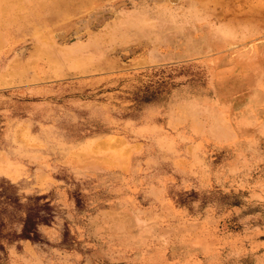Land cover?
<instances>
[{
    "label": "rangeland",
    "instance_id": "1",
    "mask_svg": "<svg viewBox=\"0 0 264 264\" xmlns=\"http://www.w3.org/2000/svg\"><path fill=\"white\" fill-rule=\"evenodd\" d=\"M156 9L152 32L169 42L185 22L206 34L231 20L237 53L254 56L264 80V0H0V264H86L92 246L73 219L94 174H119V186L151 189L158 203L167 186L175 203L237 205L205 212L212 244L226 232L264 238V107L219 115L178 93L179 67L126 53L134 14ZM235 216L251 221L242 229Z\"/></svg>",
    "mask_w": 264,
    "mask_h": 264
},
{
    "label": "crops",
    "instance_id": "2",
    "mask_svg": "<svg viewBox=\"0 0 264 264\" xmlns=\"http://www.w3.org/2000/svg\"><path fill=\"white\" fill-rule=\"evenodd\" d=\"M159 10L172 12L169 8ZM157 11L134 14L132 19L142 22L127 34L123 44L126 53L139 58L141 65L147 68L172 70L179 67L184 80L178 93L183 98L214 103L219 115L224 108L235 115L241 113L237 108L248 112L247 109L254 106L264 107V102H250L253 83L264 95V80L259 71L251 69L254 56L237 53L240 48L234 22L230 20L228 29L219 28L206 34L200 29L194 31L185 22L183 34L169 42L162 34L151 30L152 17ZM171 22L176 25L174 20ZM142 27L149 32L142 34ZM83 49L90 55L98 52L88 45ZM260 51L255 53L258 67H261L259 61L264 59ZM232 122H237L236 116ZM105 175L94 174L89 178L92 185L86 190L85 214L73 219L74 226L84 228L85 238L92 246L85 258L86 264H264V250L253 249L254 243L264 244L263 237L254 241L250 234L226 232L211 237L212 244L210 236H206L205 221L210 220V215L206 216L205 212L237 211V205L175 203L174 187L167 186L162 188V203H158L157 199L147 197L151 189L122 187L119 174ZM166 206L169 209L165 210ZM238 207L240 209L241 204ZM223 217L220 213L216 220L220 222ZM245 217L235 216L233 222L238 221L240 228L245 229L251 221V217ZM93 227L95 235L88 232ZM195 227L197 230L193 229Z\"/></svg>",
    "mask_w": 264,
    "mask_h": 264
},
{
    "label": "bare ground",
    "instance_id": "3",
    "mask_svg": "<svg viewBox=\"0 0 264 264\" xmlns=\"http://www.w3.org/2000/svg\"><path fill=\"white\" fill-rule=\"evenodd\" d=\"M12 2V1H11ZM86 2V1H85ZM84 3V2H83ZM196 6H200L199 4L198 5H196ZM203 7V6H202ZM201 8V7H200ZM4 11V10H3ZM6 12V11H5ZM191 12V11H190ZM207 12V11H206ZM157 13H160L161 14V12L160 11H157ZM192 13V12H191ZM5 14V13H4ZM63 16V15H62ZM64 17V16H63ZM229 27V26H228ZM154 29L152 30V31H155V29H156V26L155 27H153ZM231 29V28H230ZM142 31L144 32V34H146V33H148L149 31L145 28V27H142ZM147 31V32H146ZM88 71V70H87Z\"/></svg>",
    "mask_w": 264,
    "mask_h": 264
}]
</instances>
